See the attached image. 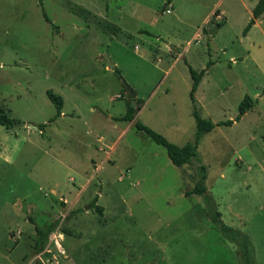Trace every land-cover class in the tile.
Wrapping results in <instances>:
<instances>
[{
  "label": "rangeland",
  "instance_id": "obj_1",
  "mask_svg": "<svg viewBox=\"0 0 264 264\" xmlns=\"http://www.w3.org/2000/svg\"><path fill=\"white\" fill-rule=\"evenodd\" d=\"M256 1L0 0V106L21 121L0 125V264H28L33 226L56 219L64 264H264V11L242 33ZM188 66H206L199 116L232 120L196 147L232 233L184 195L195 162L174 166L133 125L193 138ZM121 79L141 99L131 121L113 119L129 100ZM47 89L62 99L51 121ZM244 95L253 106L235 120Z\"/></svg>",
  "mask_w": 264,
  "mask_h": 264
},
{
  "label": "trees",
  "instance_id": "obj_2",
  "mask_svg": "<svg viewBox=\"0 0 264 264\" xmlns=\"http://www.w3.org/2000/svg\"><path fill=\"white\" fill-rule=\"evenodd\" d=\"M39 4L41 0H38ZM264 11V0H257L254 6L251 8V15L246 22V25L244 26L242 33L244 34L255 22V20L263 13ZM45 21H48V18L44 15ZM218 26H220V23H217ZM205 68H201L199 71H195L192 69L190 66H188V73L191 78V84H190V89H189V100L192 105V110H191V115L194 120V127H195V132L194 136L192 139L188 140L182 145H176L167 139H165L162 135L159 133L155 132L148 126L144 125L138 120H135L133 125L137 130L143 131L146 135H148L156 144L161 145L164 147L166 156L171 162L176 167L182 166L184 164H191L193 161L195 162V182L193 186L186 190L184 192V195H190V194H196L198 196H201L205 201L208 202L209 205V210H210V218L211 220L218 224L220 226V229L224 232L230 231L232 233V229L226 227L223 225L220 221L219 218V213L212 208L213 205V200L210 198L208 192L206 191V187L204 185V179H205V166L202 165L199 162V159L197 158V152H196V147H197V142L203 133H206L210 131L214 126L218 125H230L232 123V120H225V121H217V122H212L209 119H205L199 116L194 102V91L203 76L205 72ZM113 72L116 74V76L119 78L120 77V70L116 67L113 68ZM46 96L48 100L53 104L55 108V114L52 118L49 119V121L53 120L56 116L60 114V109L62 105V99L61 96L58 94L53 93L50 89H47L45 91ZM141 99L135 100V106L131 107L129 105V100L126 101V108L125 111L116 117H113L115 121H131L134 118L135 112L140 108V103ZM253 106V99L248 96L244 95L240 102L237 105V115L235 117V120H238L241 115H243L246 111H248L251 107ZM21 123L20 120L10 117V115L7 113L6 110H4L0 106V125L5 127V128H12L14 126H17ZM44 124H39L37 125V128L41 129L43 128ZM96 201V196H94L91 199V205L92 208L95 209L97 213H101V207L95 204ZM58 220H53L44 227H39L37 225L33 226L34 230V237L32 239V243L30 244V248L32 249V253H37L39 252L43 246L46 243L47 236L52 231L55 226L58 224ZM29 221H31V218H29ZM236 235L242 237V249H243V254L245 255L247 253L248 245L246 242V237L242 236L239 233H236Z\"/></svg>",
  "mask_w": 264,
  "mask_h": 264
},
{
  "label": "built area",
  "instance_id": "obj_3",
  "mask_svg": "<svg viewBox=\"0 0 264 264\" xmlns=\"http://www.w3.org/2000/svg\"><path fill=\"white\" fill-rule=\"evenodd\" d=\"M164 12L169 13V8L167 7ZM61 241L62 236L56 230L50 231L45 245L35 253L28 264H64L65 251Z\"/></svg>",
  "mask_w": 264,
  "mask_h": 264
},
{
  "label": "water",
  "instance_id": "obj_4",
  "mask_svg": "<svg viewBox=\"0 0 264 264\" xmlns=\"http://www.w3.org/2000/svg\"><path fill=\"white\" fill-rule=\"evenodd\" d=\"M104 59H105V61L107 63V67L110 68V69H112L113 66H114V64L113 63H110V61H109V59L107 58L106 55H105ZM121 83H122L123 88H124V90L126 92L125 96H126V98L129 99V105L131 107H133L134 106V99L133 98H134L135 95L132 92V89L124 82L123 79H121Z\"/></svg>",
  "mask_w": 264,
  "mask_h": 264
},
{
  "label": "crops",
  "instance_id": "obj_5",
  "mask_svg": "<svg viewBox=\"0 0 264 264\" xmlns=\"http://www.w3.org/2000/svg\"><path fill=\"white\" fill-rule=\"evenodd\" d=\"M114 66H115V64H114ZM114 66H113V68H114ZM113 68H112V69H113Z\"/></svg>",
  "mask_w": 264,
  "mask_h": 264
}]
</instances>
